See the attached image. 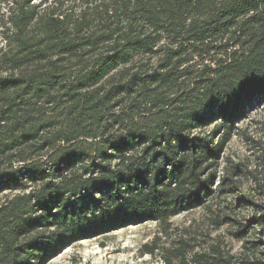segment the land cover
<instances>
[{"label": "trees", "instance_id": "obj_1", "mask_svg": "<svg viewBox=\"0 0 264 264\" xmlns=\"http://www.w3.org/2000/svg\"><path fill=\"white\" fill-rule=\"evenodd\" d=\"M5 2L0 264H46L144 222L169 235L174 216L243 177L264 203V121L250 138L255 168L221 164L239 123L264 109V0ZM237 200L255 206L251 221L207 208L264 255V204ZM195 240L179 235L165 263L235 264L215 243L195 253Z\"/></svg>", "mask_w": 264, "mask_h": 264}, {"label": "rangeland", "instance_id": "obj_2", "mask_svg": "<svg viewBox=\"0 0 264 264\" xmlns=\"http://www.w3.org/2000/svg\"><path fill=\"white\" fill-rule=\"evenodd\" d=\"M7 15L8 5L5 0H0V48L5 44ZM262 121L264 109L260 108L239 123L240 132L228 142L221 159L222 166L224 161H227L229 165L240 163L246 164L248 169L255 168L250 138L256 137L257 125ZM255 187V181L251 176L243 177L239 190L229 193L224 199H213L207 206L220 215L246 223L255 215V206H239L237 198L251 195L257 203L264 204ZM227 205L232 206V209H227ZM207 206L174 216L170 221L169 235L161 232L162 228L156 221L130 225L105 234L106 236L80 240L63 249L46 264H166L163 255L166 254L165 249L174 247V240L178 239L179 235L197 238L192 241L195 253H204L210 243H215L234 256L235 264H260L256 261L258 259L264 261V255L259 251L256 253L249 251L244 247L242 240L231 234L236 229L234 222L228 221L219 226L215 223L217 217ZM158 237L159 249L149 252L145 245L152 246Z\"/></svg>", "mask_w": 264, "mask_h": 264}, {"label": "water", "instance_id": "obj_3", "mask_svg": "<svg viewBox=\"0 0 264 264\" xmlns=\"http://www.w3.org/2000/svg\"><path fill=\"white\" fill-rule=\"evenodd\" d=\"M65 249V248H64Z\"/></svg>", "mask_w": 264, "mask_h": 264}]
</instances>
